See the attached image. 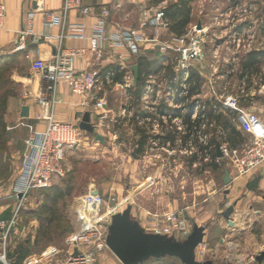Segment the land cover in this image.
Instances as JSON below:
<instances>
[{
  "label": "rangeland",
  "instance_id": "374dc122",
  "mask_svg": "<svg viewBox=\"0 0 264 264\" xmlns=\"http://www.w3.org/2000/svg\"><path fill=\"white\" fill-rule=\"evenodd\" d=\"M191 7V21L184 33H173L170 31V27L161 29L159 33L162 39H167L173 35L186 34L190 36L198 29H204L205 32H202V36L205 40L206 61L204 69L201 70L210 79L212 78L211 74L214 73L215 78L213 77V82L208 80L206 84L205 82L202 84L204 93L206 92L204 100L197 101L205 104L206 100L212 98L217 100L215 99L216 95L222 93L225 97L234 95L238 98L242 108L244 104L251 103L252 105L254 103L249 110L253 115L259 117L264 113V104H260L264 103V98L258 96L261 101L256 102L248 97L249 94L245 92L242 85L240 86L239 80L235 81L233 77L229 79L228 74L230 76L232 74L240 75L242 58L247 52L254 48L264 50V0H196L191 2ZM132 16H138V12L133 13ZM147 32L152 34L154 30L149 29ZM217 47L218 57L215 55ZM234 57L236 58L234 59ZM165 58L171 65L168 66L170 67L168 69L174 73L176 53L170 51ZM127 65V69H129L131 62H128ZM0 68L4 70L6 76L12 79L10 65H1ZM215 68H218L217 73H215ZM262 68L264 69V66ZM218 74L219 78L216 77ZM205 78L204 81H207ZM142 81L145 84V79ZM156 81L157 84H162V81L165 80L160 77ZM112 83L113 81L109 84ZM122 85H119V88H109L107 100L109 105L118 112L117 114H120L121 105H123L127 111L126 118L130 125L120 126V132L116 138L115 134L114 137L106 134L105 143H100L99 146L95 145L96 150H93L91 145L88 148V144L81 145L80 149L70 148L67 151L66 159L67 171L72 170V172L70 174L66 172L65 176L59 179L52 188L32 190L29 193L18 211L17 219L10 223L9 230L7 227L0 233L1 251L5 232H8L6 254L11 264L14 259L10 254L14 253L21 244L30 248V253L24 264H55L68 256L72 249V236L84 229L79 216L86 205V197L92 194L95 189H98L106 200V213L108 211L122 213L131 206L132 217L137 220L136 214L140 211L138 205H141L145 200L150 201V199L154 200L159 197L161 199L168 198L172 202L179 201L180 207L187 208L188 217L193 224L197 223L203 227L210 225L211 227L213 220H206L204 215L207 213V209H200L201 203L203 206L207 204L209 197L205 198L207 193L200 196L199 190L201 185L212 180L223 193L222 191L226 187L222 180L224 171H212L210 166H205L202 169L195 165L191 166L189 153L179 151L180 142H172L171 147L175 152L171 150L169 153L163 148L167 143L162 144L159 141V145L156 146L150 139L143 148L144 152L135 157L133 155L135 140L132 137L131 127L132 120L135 118V110L132 109L135 103L132 93L134 84L130 79L127 84ZM15 89L18 93L16 98H18L22 94V87L17 82H15ZM224 100L221 98L219 102L222 103ZM222 105L224 106L223 103ZM204 110H208V107L205 106ZM4 120L5 127L2 132L0 130V219L10 221L18 207L17 198L13 195V186L21 168L26 146L25 140L23 144L19 139L18 126L20 123L16 122L15 115L12 116L8 109ZM139 126L145 130L146 134L149 132L153 134L151 125L139 124ZM148 127L150 128L148 129ZM208 128L210 131L211 127ZM219 130L221 131L220 128ZM163 131L165 128L160 132ZM145 132L143 131V133ZM190 142L191 140H188L189 144ZM90 144L93 143L90 142ZM185 145V142L181 143L182 147ZM188 147L190 149V145ZM209 161L210 159L206 162ZM224 162L226 163L225 168L228 170L231 167L230 159L225 158ZM68 180H72L74 191L72 194L64 193L54 204L50 197L52 189L54 187L64 189ZM176 206L171 205L170 208L175 209ZM168 208L165 211L170 209ZM224 208L225 205H222V209ZM190 210L193 211L192 214L198 210V216H190ZM1 214H6V216ZM218 214V212L214 213L213 217L221 218V215ZM108 216L109 213L106 218ZM159 221L163 222V220ZM211 230V233L215 234L214 228ZM206 240L209 241V243L207 242L209 248L214 241L210 242L208 238ZM105 251L107 254H113L109 248ZM147 264L185 263L178 257L165 256L159 259L152 258Z\"/></svg>",
  "mask_w": 264,
  "mask_h": 264
},
{
  "label": "built area",
  "instance_id": "2783aa9c",
  "mask_svg": "<svg viewBox=\"0 0 264 264\" xmlns=\"http://www.w3.org/2000/svg\"><path fill=\"white\" fill-rule=\"evenodd\" d=\"M167 1L164 0L157 6L144 7L142 9L141 27L126 28L116 32H108L107 24L113 12L123 8L121 0H115L113 3L101 6L97 11H94L93 7L85 5L82 0H64L59 13H46L48 25L61 27V32L57 36L59 46L54 57L49 61L35 60L32 65L33 69L40 72L46 81L45 95L37 98L39 104L42 105L46 125L43 131L32 132L25 140L26 147L21 168L13 186V195L17 198L18 207L10 221L0 219V233L7 227L9 230L10 223L17 219L19 209L32 190L49 188L65 176L67 151L81 144L84 138V133L79 125L55 117L52 106L57 101L56 94L59 84L66 83L74 94L92 96L93 99H96L94 105L97 118L100 121L108 118L105 100L103 98L97 99L96 95L105 81L108 84L113 81L114 73L109 71L105 78H102L97 71L77 69L76 56L87 50L100 53L105 46H108L110 50H126L133 56L153 53L161 58L169 54L170 51H174L176 53V68H174L173 79L157 84L156 80L162 75L151 73L145 77V89L140 102L144 106V111H147L149 115L142 121L145 125L152 126L153 134H158V140H151L154 145L158 146L159 141L162 144L167 143L163 148L171 153L173 150L172 142H180L179 151L181 153L193 155L199 152L191 142L181 146V143H184L183 138L187 129L185 118L179 116V112L186 109L193 71H199L202 63L206 61L205 40L202 36V32L205 31L198 29L196 33L190 36L186 34L173 35L171 38L162 39L159 31L170 27V21L164 10ZM35 2L39 7L41 6L39 0H35ZM72 9H80L84 16L95 17L88 35L86 23L69 22L68 14ZM7 11L6 3L0 0V33L4 27ZM36 11L37 9H33L27 14V25L24 31L26 35L34 34L33 20ZM149 29L154 30V32L149 34L147 32ZM66 37L87 39L89 46L81 49L65 48L62 46V41ZM44 38H53V36H44ZM22 47V45L19 46V48ZM217 51L218 47L215 49L216 57H218ZM164 64L171 66L168 60ZM217 69L215 68V72ZM221 98L225 99L222 101L225 108L237 112V122L240 128L253 136L252 141L242 142L235 146L221 144L224 154L222 158H229L231 162L230 175L232 180L245 179L256 167L264 163V135H261L264 126L255 115L240 106L236 96L227 95L225 97L222 93L215 97L218 101H221ZM171 108H175L177 112H173ZM204 109L205 105L197 101L194 105V111L191 113V119L203 118ZM126 112L124 109L123 118L126 117ZM163 128L165 131L160 132ZM154 129L158 131L154 132ZM170 130L176 131L174 139L166 140L162 136ZM198 137L201 142L206 144L207 140L211 138V134L198 132ZM188 145H190V149ZM208 156L207 154L206 160H208ZM216 160L220 162L221 157H217ZM105 204L106 200L101 193H92L86 197V205L79 216L84 229L72 236V249L69 255L55 264L99 263L102 254L109 248L107 238L111 217L116 213L115 211L106 213ZM108 213L109 216L106 218ZM153 215L154 218L150 225H152L154 233L185 240L193 231L194 224L190 221L185 207L170 209L165 214L160 215L161 217H158V214ZM161 219L163 222L159 221ZM7 234L8 232H5L2 250L0 251V264H11L6 254ZM208 249L207 242L203 240L195 250L197 260L204 258ZM218 264L237 263L220 262Z\"/></svg>",
  "mask_w": 264,
  "mask_h": 264
},
{
  "label": "crops",
  "instance_id": "0c3cea01",
  "mask_svg": "<svg viewBox=\"0 0 264 264\" xmlns=\"http://www.w3.org/2000/svg\"><path fill=\"white\" fill-rule=\"evenodd\" d=\"M3 1L6 3L8 11L4 21V27L0 33V55H4L7 58V64L12 67V79L22 87L21 96L18 98L12 97L9 100L7 109L12 116L15 115L16 122L19 121L20 123V126H18V131L20 132L19 139L23 142L32 132L43 131L46 125V121L43 117L44 112L42 105L37 101L38 97L45 95L46 81L44 80L43 75L40 72L33 69L32 65L35 60H51L57 52L59 46V40L57 36L61 32V27L48 25L46 23V13H59L62 9L64 0H39L41 4L40 7L37 5L35 0ZM114 1L115 0H82L85 5L93 7L94 11L99 10L101 6L113 3ZM121 1L123 2V8L119 11L113 12L107 24L108 32H116L118 30L126 28L141 27L142 9L144 7L155 5L157 6L161 3H150L149 0ZM33 9H37L33 20L34 34H25L22 38L23 29L25 30L27 25V14ZM135 12H138V16H132V14ZM68 20L69 22L86 23L88 26V35L90 33V26L94 22L95 17L84 16L80 9H72L68 14ZM44 36H53V38L46 39L44 38ZM20 38H22V40ZM20 45H22L23 47L19 48ZM62 46L65 48L75 49L88 48L89 41L87 39L66 37L62 41ZM254 49L261 50L258 48ZM146 56L155 55H153V53H148ZM155 57L159 58V63L157 65L158 68L155 71H151V73L162 75L161 77H163L166 82L167 80L173 79V71L168 69L169 67L167 64H164L166 58H161L159 56ZM258 60V66H255L254 68L246 69L245 71L241 68L240 75L232 74L230 76L228 74L229 79H232L233 77L235 81L239 80L240 86L242 85L245 92L249 94L248 97L256 100V102L258 100L261 101V99H259L260 97L258 96L264 98V83L262 82L264 80V69L262 68L264 66V58ZM128 62H131L129 69H127ZM134 63L138 65L136 56L131 55L126 50H110L108 46H105L104 50L100 53H94L90 50H87L86 52L80 53L76 56L75 64L77 69L97 71L102 76V78H105L106 73L109 71L113 72L114 76L113 83L108 84L105 81L102 88L97 91L96 95L97 99L103 98L106 102V111L108 113V118L103 121H100L95 113L94 104L96 99H93L92 96H81L72 93L67 84L64 82L59 84L56 94L57 101L52 106L55 117L60 120L72 122L79 125L80 127V123L84 115L86 114V112H89L90 121L94 125L95 131L101 134L104 138V141H101L96 138L95 134L82 129L84 133L82 143L72 148L80 149L81 145L88 144V148L91 145V148L93 150H96V146H99L100 143H105L106 134L111 137H114L116 135V138L119 134L118 132H120V126L125 127L130 125L127 121V118H123L122 116L123 110L125 109L123 105H121L122 107L120 109L122 111L120 112V114H117L118 112L109 105L107 94L109 88H119V85L123 86L122 84H127L128 80L130 79L134 84L133 86L136 87L137 83L134 81V72L131 67ZM203 67H205L204 62L202 63L199 71H193L189 100L186 102V109L179 112V116L181 117L185 118L188 114H190L191 117L195 102H197V100L199 101V99L200 101L204 100V94L206 92L204 93L202 84H204V82L206 84L208 80L211 82L214 81L215 74L212 73V78H208L209 76L204 74L203 70H201ZM121 72L123 73L122 81H116V74ZM243 72L244 75L242 74ZM151 73H147L146 71H144L142 72V74L139 73V76L140 78H142V80H144L147 74ZM197 76L201 77L202 80H204V77H206L205 79L207 81L201 80L202 84L200 87L192 88V86L194 87L196 83ZM216 77L219 78V74ZM253 104L254 103H252V105ZM252 105L251 103L244 104L243 109L251 113L249 109L252 108ZM24 106L29 107L27 114H22V108ZM132 109L135 110V118L132 120L133 122L131 124L132 137L135 140L134 152H136L137 156V154H141L142 152H144L143 148L146 146L147 141H150V139L158 140L159 136L155 133L150 134V132L148 133V135L146 134L145 130L141 126H139V124H145L142 119H145L149 115L147 111H144V106L142 105L140 100L137 103L133 104ZM171 110L173 112H177L175 108H171ZM256 118L264 126V113L262 115H259V117L256 116ZM234 122L236 129L240 135L236 137V142L234 144H225L229 146H235L242 142L252 141V134L247 133L240 128L237 122V117ZM214 126L215 122L212 121L211 132L208 134H211V138H214V136H216L217 140H219L220 130L217 127L216 132L214 133ZM142 130L145 133H143ZM157 131V129H154V132ZM168 132L175 133L176 131L170 130ZM141 141L145 142L143 146L140 145ZM90 142L93 144H90ZM215 152L216 157H218L217 144L215 146ZM208 157V159L211 160L210 155ZM224 159L225 158H221V160ZM205 161L207 160L205 159ZM192 165L200 167V161L196 160L192 163ZM211 170L215 171L213 170V168H211ZM226 170L227 169L224 170L222 178L223 183ZM228 170L230 171V168ZM256 181L257 186H255ZM209 182L201 185L200 187V196L207 193V196H205V198L209 197V199L207 200V204H204L203 206V203H201L200 209H207V213L204 214L205 219H212L213 222L211 223V227L210 225H205L203 227V225H199L197 223L194 225H198L204 228V240L206 242L209 243V241L206 240L207 238L210 239V242L211 240L214 242L211 246H209L207 255L199 261L202 263L207 262L209 264H218L220 262L257 264L256 255L264 251V163L256 167L248 175L247 178L232 180V182L228 186L224 183L226 187L222 191L223 193H221L220 188L216 187V183H214V181L211 180ZM219 192L220 195L218 196ZM171 205H177L176 207H180L179 201H177V203L172 202L168 198L161 199L159 197L155 198L154 200L150 199V201L145 200V202L141 203V205H138L140 207V211H138V213L136 214V221L146 232L154 233L152 231V225H150V222L154 218L153 213L163 215L167 212L165 210H167L168 207L170 208ZM222 205H225L224 209H222ZM231 205H235V212L230 218H226L223 215V212ZM190 211V216H198V210L194 214H192L193 211ZM217 212L219 213L218 215H221V218L216 219L213 217L214 213ZM212 228H214L215 234L211 233ZM98 264H122V262L114 253L110 255L105 251L102 254Z\"/></svg>",
  "mask_w": 264,
  "mask_h": 264
},
{
  "label": "trees",
  "instance_id": "16d2710c",
  "mask_svg": "<svg viewBox=\"0 0 264 264\" xmlns=\"http://www.w3.org/2000/svg\"><path fill=\"white\" fill-rule=\"evenodd\" d=\"M150 3L158 4L164 0H149ZM194 0H169L166 4L164 10L166 12V16L170 19V31L176 34H182L185 32L187 25L191 21V2ZM154 55V54H153ZM264 58V50H255L252 49L251 51L247 52L246 55L242 58L241 62V68L245 71L246 69L254 68L255 66H258L259 63L258 59ZM136 60L139 66V73L142 74V72L146 71L147 73H151V71H155L158 68L159 58L155 56H146L143 54L137 55ZM7 58L4 55H0V66L1 65H8L7 64ZM244 75V72L242 73ZM123 73H117L115 76L116 81H122ZM196 83L194 87L192 88H198L202 84L201 77H196ZM202 80V81H201ZM264 83V80L262 81ZM144 91V81H142V78L138 79L136 87L132 90L133 96L135 97L134 102L137 103ZM18 95L16 89H15V82L9 77L4 74V70L0 68V130L3 131V128L5 127V120L4 116L6 114L9 100L12 97H16ZM200 100V99H199ZM206 107H208V110H204L203 118H199L196 120L190 119V114L186 115L185 117V123L187 128V133L184 135V142L188 143V140H191V143L195 145V147L198 149V153H194L193 155L189 156V163L192 165V163L196 160L200 161V167L201 169L205 166H210L215 171H224L225 168V162L224 160H221V162H217L216 152H215V146L218 143L221 144H234L236 142V137H238L240 134L236 129L234 120L237 117V112L233 111L231 109L225 108L222 103H220L218 100H206V103L204 104ZM212 121L215 122V128L214 133L216 132V128L221 129V133L219 134V140H217L216 136L214 138H210L207 143L201 142L198 137V132L201 134H208L211 132L209 131V126L211 127ZM205 125V127H203ZM174 134L172 132H168L166 135L162 136L166 140L174 139ZM147 137V136H144ZM145 142L141 141V146L144 145ZM189 144V143H188ZM142 149V148H141ZM207 154L210 155L211 160L209 162L205 161V158L207 157ZM213 160V161H212ZM68 172V171H67ZM72 172L69 171L68 174ZM73 180V179H72ZM72 180H68L66 183V186L64 189L61 187H54L52 189V196L50 195L51 199L53 200V203H57L59 198L66 193V194H72L74 191V184L72 183ZM53 186L49 187L52 188ZM47 189V188H43ZM39 189V190H43ZM38 190V189H37ZM2 215V214H1ZM6 216V214H3ZM2 215V216H3ZM30 253V248L27 245L21 244L18 248H16V251L12 254H10L11 257H13L14 262L13 264H24L28 254ZM165 257V256H164ZM155 259H159L162 257H152ZM150 258V259H152ZM141 264H147L148 261Z\"/></svg>",
  "mask_w": 264,
  "mask_h": 264
},
{
  "label": "water",
  "instance_id": "95a60500",
  "mask_svg": "<svg viewBox=\"0 0 264 264\" xmlns=\"http://www.w3.org/2000/svg\"><path fill=\"white\" fill-rule=\"evenodd\" d=\"M36 5V4H35ZM23 34L22 38L24 37ZM22 38H20L22 40ZM134 72V81L137 83L139 77V66L132 65ZM28 106L22 108V114H27ZM80 128L96 135V138L104 141L101 134L95 131L94 125L90 121V113L86 112ZM261 135H264V127ZM136 156V152H134ZM217 156L223 157L221 143L217 144ZM232 182L230 171L226 170L224 175L225 185ZM257 186V181L255 182ZM94 194L99 193L98 189L92 191ZM235 212V205L226 208L223 215L230 218ZM204 228L194 225L190 236L185 240H176L172 237L160 235L157 233L146 232L140 224L132 217L131 206L127 207L122 213L116 212L112 215L107 244L109 249L117 256L122 264H141L152 257L175 256L180 258L185 264H209L200 262L196 258L195 250L204 240ZM257 264L264 263V251L256 255Z\"/></svg>",
  "mask_w": 264,
  "mask_h": 264
}]
</instances>
